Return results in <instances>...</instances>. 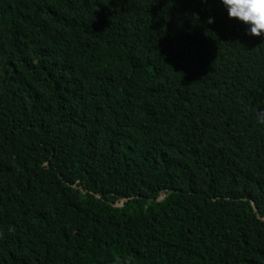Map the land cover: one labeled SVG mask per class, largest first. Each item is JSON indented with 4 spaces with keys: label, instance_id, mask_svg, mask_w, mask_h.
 <instances>
[{
    "label": "trees",
    "instance_id": "16d2710c",
    "mask_svg": "<svg viewBox=\"0 0 264 264\" xmlns=\"http://www.w3.org/2000/svg\"><path fill=\"white\" fill-rule=\"evenodd\" d=\"M0 264H264V38L220 0H0Z\"/></svg>",
    "mask_w": 264,
    "mask_h": 264
},
{
    "label": "clouds",
    "instance_id": "9594fccd",
    "mask_svg": "<svg viewBox=\"0 0 264 264\" xmlns=\"http://www.w3.org/2000/svg\"><path fill=\"white\" fill-rule=\"evenodd\" d=\"M229 18L246 26V34L264 38V0H220ZM213 18L208 17V23Z\"/></svg>",
    "mask_w": 264,
    "mask_h": 264
}]
</instances>
